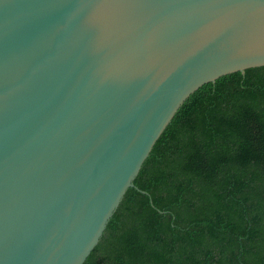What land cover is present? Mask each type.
<instances>
[{"label":"water","instance_id":"obj_1","mask_svg":"<svg viewBox=\"0 0 264 264\" xmlns=\"http://www.w3.org/2000/svg\"><path fill=\"white\" fill-rule=\"evenodd\" d=\"M264 66V0H0V264H85L183 103Z\"/></svg>","mask_w":264,"mask_h":264},{"label":"trees","instance_id":"obj_2","mask_svg":"<svg viewBox=\"0 0 264 264\" xmlns=\"http://www.w3.org/2000/svg\"><path fill=\"white\" fill-rule=\"evenodd\" d=\"M85 264H264V66L180 107Z\"/></svg>","mask_w":264,"mask_h":264}]
</instances>
